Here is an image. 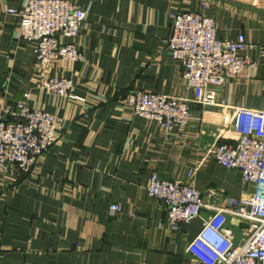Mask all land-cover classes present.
<instances>
[{
    "label": "crops",
    "instance_id": "crops-1",
    "mask_svg": "<svg viewBox=\"0 0 264 264\" xmlns=\"http://www.w3.org/2000/svg\"><path fill=\"white\" fill-rule=\"evenodd\" d=\"M25 2L0 0V114L28 94L31 105L59 116L60 127L31 175L0 170V264H188L201 218L170 230L166 205L148 195L147 184L154 172L185 180L197 166L190 182L208 202L223 204L219 192L253 190L208 151L235 137L234 107L264 108V56L247 51L260 62L256 72L229 79L217 105L192 103L186 129L166 133L134 115L123 98L135 88L192 97L165 43L179 11L215 17L220 39L244 33L264 44V0H78L87 21L68 41L86 60H59L49 70L36 62L33 44L16 38L19 19L6 12ZM50 73L71 77L86 100L45 91ZM111 203L122 211L111 214ZM210 212L203 209L202 217ZM228 223L245 237L246 222Z\"/></svg>",
    "mask_w": 264,
    "mask_h": 264
},
{
    "label": "built area",
    "instance_id": "built-area-1",
    "mask_svg": "<svg viewBox=\"0 0 264 264\" xmlns=\"http://www.w3.org/2000/svg\"><path fill=\"white\" fill-rule=\"evenodd\" d=\"M19 19L16 38L34 46L36 62L49 70L59 60L73 63L86 60L74 42L85 27L87 11L78 0H26L20 8H8ZM215 17L206 12L179 11L165 39L174 60L184 68L192 97H171L145 89H131L123 98L134 115L157 122L168 133L171 128L186 129L192 118V103L217 105L219 89L248 69L253 75L260 62L247 51L264 56V44L248 40L244 33L236 38L217 37ZM42 88L67 99H80L71 77L47 74ZM264 88V79L261 83ZM232 141L214 143L208 153L226 168L239 170L244 183L253 190L239 196L216 193L223 204L208 202L188 178L166 179L154 172L147 184L150 197L164 202L170 230H178L201 218L202 228L188 246V264H264V108L236 106L230 120ZM60 118L34 107L29 96L6 107L0 114V170L19 168L31 175L40 157L56 142ZM210 214L202 217V210ZM122 211L110 204V213ZM230 217L247 223L240 239L229 225Z\"/></svg>",
    "mask_w": 264,
    "mask_h": 264
}]
</instances>
